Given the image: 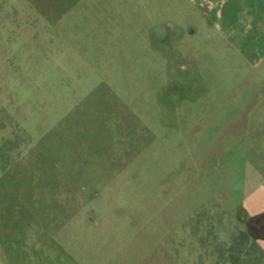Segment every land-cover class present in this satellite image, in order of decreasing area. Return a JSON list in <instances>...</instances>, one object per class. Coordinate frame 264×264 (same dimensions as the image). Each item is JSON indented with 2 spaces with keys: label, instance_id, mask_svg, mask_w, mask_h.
<instances>
[{
  "label": "rangeland",
  "instance_id": "374dc122",
  "mask_svg": "<svg viewBox=\"0 0 264 264\" xmlns=\"http://www.w3.org/2000/svg\"><path fill=\"white\" fill-rule=\"evenodd\" d=\"M263 181L264 0H0V264H264Z\"/></svg>",
  "mask_w": 264,
  "mask_h": 264
},
{
  "label": "crops",
  "instance_id": "0c3cea01",
  "mask_svg": "<svg viewBox=\"0 0 264 264\" xmlns=\"http://www.w3.org/2000/svg\"><path fill=\"white\" fill-rule=\"evenodd\" d=\"M259 178V177H258ZM259 185V184H257ZM260 186V187H259ZM257 188L251 190V196L249 200H246V203L249 201V206H246L251 214V216L257 215L264 212V181L263 184L259 185ZM253 188V185H252Z\"/></svg>",
  "mask_w": 264,
  "mask_h": 264
},
{
  "label": "trees",
  "instance_id": "16d2710c",
  "mask_svg": "<svg viewBox=\"0 0 264 264\" xmlns=\"http://www.w3.org/2000/svg\"><path fill=\"white\" fill-rule=\"evenodd\" d=\"M260 217V218H259ZM257 219V218H256ZM254 220V219H253ZM264 220V213H262L260 216H258V219H257V226L259 227L260 224H261V221Z\"/></svg>",
  "mask_w": 264,
  "mask_h": 264
},
{
  "label": "flooded vegetation",
  "instance_id": "af4514ba",
  "mask_svg": "<svg viewBox=\"0 0 264 264\" xmlns=\"http://www.w3.org/2000/svg\"><path fill=\"white\" fill-rule=\"evenodd\" d=\"M168 29V28H167ZM169 30V36L170 37H175L178 33L177 32H173V30H172V32H171V28L170 29H168ZM172 33V34H171Z\"/></svg>",
  "mask_w": 264,
  "mask_h": 264
}]
</instances>
